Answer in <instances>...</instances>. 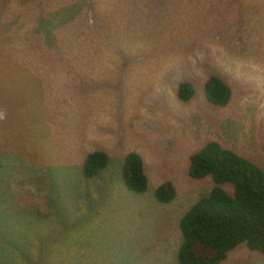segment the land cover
<instances>
[{
	"label": "rangeland",
	"instance_id": "1",
	"mask_svg": "<svg viewBox=\"0 0 264 264\" xmlns=\"http://www.w3.org/2000/svg\"><path fill=\"white\" fill-rule=\"evenodd\" d=\"M11 1L16 18L0 19V264H179V221L214 187L189 178L190 157L217 141L264 171V0ZM211 76L242 84L223 108L206 101ZM196 78L181 102L180 81ZM99 151L110 172L86 179ZM132 151L144 152L143 194L123 179ZM165 183L176 196L163 204ZM222 264L264 255L242 244Z\"/></svg>",
	"mask_w": 264,
	"mask_h": 264
},
{
	"label": "trees",
	"instance_id": "2",
	"mask_svg": "<svg viewBox=\"0 0 264 264\" xmlns=\"http://www.w3.org/2000/svg\"><path fill=\"white\" fill-rule=\"evenodd\" d=\"M12 8L11 0H0V19L11 16L16 18L17 13ZM0 28L3 29V25ZM9 32L6 33L8 36ZM250 65L254 64L249 63L253 69ZM242 81L247 87L252 85L250 81ZM185 82L180 81L177 95L184 103L195 97L196 82L199 79ZM238 85L242 87L240 82L231 85L221 77L211 76L204 85L205 97L212 106L223 107L237 95ZM139 152L132 151L126 156L122 175L132 192L143 194L148 189L149 179ZM109 163L106 153L99 151L91 154L84 165V177H98L107 170ZM189 176L196 180L209 177L214 187L208 196L201 199L179 221L183 242L179 245L178 263L222 264L242 244H246L251 252L264 255L263 169L220 142L210 141L191 156ZM77 184L80 187L76 190L84 188V185ZM175 194L174 185L165 183L157 188L156 199L163 204L170 203Z\"/></svg>",
	"mask_w": 264,
	"mask_h": 264
},
{
	"label": "clouds",
	"instance_id": "3",
	"mask_svg": "<svg viewBox=\"0 0 264 264\" xmlns=\"http://www.w3.org/2000/svg\"><path fill=\"white\" fill-rule=\"evenodd\" d=\"M204 92H205V89H204ZM206 98V97H205ZM206 101L208 102V100H207V98H206ZM209 103V102H208ZM211 105V104H210ZM212 106V105H211ZM225 106H227V105H225ZM225 106H223V107H225ZM223 107H217V108H223ZM0 118H3V114L2 113H0ZM210 142V141H209ZM217 142V141H216ZM197 144V143H196ZM128 150V149H127ZM102 152H104V151H102ZM199 152V151H198ZM104 153H106V152H104ZM110 154H112L114 157H115V159L117 160L118 158L121 160V151L120 150H117V151H114V152H109ZM141 153L142 154H144V152L143 151H141ZM237 153V152H236ZM107 154V153H106ZM108 155V154H107ZM194 155V154H193ZM109 156V155H108ZM241 156H243V155H241ZM245 157V156H244ZM191 158V157H190ZM109 160H110V156H109ZM85 167V166H84ZM84 167H83V171H84ZM121 168H122V166H121ZM189 169H190V162H189ZM84 176V175H83ZM188 176H189V170H188ZM189 178H190V176H189ZM75 180H76V182L77 183H79V184H82V185H85L86 183H87V181L86 180H84L82 177L81 178H74ZM191 179V178H190ZM161 186V185H160ZM178 247L175 245V248H174V257L178 254ZM234 251V250H233ZM250 251V250H249ZM177 258H178V255H177ZM225 262V261H224Z\"/></svg>",
	"mask_w": 264,
	"mask_h": 264
}]
</instances>
